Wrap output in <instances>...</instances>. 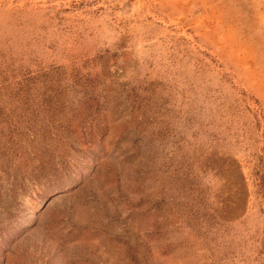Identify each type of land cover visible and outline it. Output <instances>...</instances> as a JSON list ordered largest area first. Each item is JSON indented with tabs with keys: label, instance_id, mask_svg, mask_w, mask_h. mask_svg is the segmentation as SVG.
<instances>
[{
	"label": "rangeland",
	"instance_id": "rangeland-1",
	"mask_svg": "<svg viewBox=\"0 0 264 264\" xmlns=\"http://www.w3.org/2000/svg\"><path fill=\"white\" fill-rule=\"evenodd\" d=\"M0 264H264V0H0Z\"/></svg>",
	"mask_w": 264,
	"mask_h": 264
}]
</instances>
